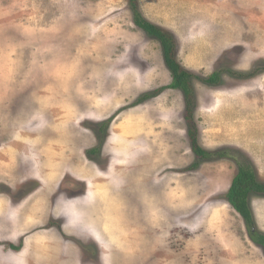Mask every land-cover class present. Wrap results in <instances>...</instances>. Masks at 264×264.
I'll return each mask as SVG.
<instances>
[{"label": "rangeland", "instance_id": "rangeland-1", "mask_svg": "<svg viewBox=\"0 0 264 264\" xmlns=\"http://www.w3.org/2000/svg\"><path fill=\"white\" fill-rule=\"evenodd\" d=\"M136 3L182 68L222 72L191 99L199 147L227 159L197 160L129 0H0V264H264V195L251 226L225 199L242 158L264 184V0Z\"/></svg>", "mask_w": 264, "mask_h": 264}, {"label": "trees", "instance_id": "trees-1", "mask_svg": "<svg viewBox=\"0 0 264 264\" xmlns=\"http://www.w3.org/2000/svg\"><path fill=\"white\" fill-rule=\"evenodd\" d=\"M130 8L133 14V23L134 25L142 31L148 37L156 40L161 48L162 58L166 68L170 72L171 82L167 85L168 89L179 90L182 92L184 101H185V112L184 120L187 124V138L191 147V150L194 152L197 160L201 161L204 159L212 160V157L215 158H226L228 157L227 151L224 152H207L201 149L197 142V130L194 124L192 109L193 102L191 97H193V91L191 86V80L195 79L202 81L203 83L209 86H217L220 82V75L222 72L213 73L211 76L205 79L193 75L189 71L182 68L175 60V41L172 35L145 20L139 11L136 0H129ZM247 76V75H246ZM245 75L239 74V78L248 79ZM148 95H144L139 100L142 101ZM109 122L106 125H102L104 129L108 127ZM105 126V127H104ZM102 142L97 145V147L89 150L87 154L89 156L94 155L99 152ZM197 163L192 167H196ZM237 173L236 176L232 179L231 185L228 189V192L225 195L226 201L230 206L237 212L239 216L242 217L247 226L252 225V214L248 206V196L251 194L264 195V184L260 183L256 179V175L252 164L246 159L242 158L241 161H238L236 164ZM254 242L259 246L264 248V235L257 237Z\"/></svg>", "mask_w": 264, "mask_h": 264}, {"label": "crops", "instance_id": "crops-1", "mask_svg": "<svg viewBox=\"0 0 264 264\" xmlns=\"http://www.w3.org/2000/svg\"><path fill=\"white\" fill-rule=\"evenodd\" d=\"M50 168H51V170H50V174H49V178H50V175H51V177L53 176V177H55L56 178V176H54L53 175V173H52V171H53V169L55 168V162L52 164V165H50ZM11 170H15V164H13L12 165V167H11ZM41 175V174H40ZM36 182H38V183H41V181L39 180V179H37V178H35L34 179ZM87 186V185H86ZM52 187V191L51 192H54V190H53V186H51ZM61 187H65L64 186V184L62 183V185H61ZM40 190H42V192H40ZM88 191V190H87ZM35 193H36V195L37 196H39V197H43V199H47L45 196H44V192H43V189H41V187L38 185L37 187H36V190H35ZM34 194V193H33ZM33 194H31L30 196L28 195V196H26L25 197V199H27V197L29 198V197H31ZM52 195V194H51ZM34 196V195H33ZM35 197V196H34ZM38 197V198H39ZM7 201H5L4 203H6V202H8V199H6ZM11 201V200H10ZM32 201H33V198H32ZM29 202V201H28ZM61 202H62V200H61ZM60 202V203H61ZM11 205H7V208H16V207H18V204H15V203H13L12 201H11ZM65 203V201H63L62 202V204H64ZM20 205V204H19ZM66 207H68V206H66ZM85 237H87V236H85ZM63 240V242L65 241V239H62ZM62 242V241H61ZM9 244H11L10 242H9ZM19 247H20V249H21V243L17 246V248H18V251H19ZM23 249H24V246H22V249L18 252V251H15V252H13L14 254H21L22 253V251H23Z\"/></svg>", "mask_w": 264, "mask_h": 264}, {"label": "flooded vegetation", "instance_id": "flooded-vegetation-1", "mask_svg": "<svg viewBox=\"0 0 264 264\" xmlns=\"http://www.w3.org/2000/svg\"><path fill=\"white\" fill-rule=\"evenodd\" d=\"M262 249H263V252H264V248L262 246H260Z\"/></svg>", "mask_w": 264, "mask_h": 264}, {"label": "clouds", "instance_id": "clouds-1", "mask_svg": "<svg viewBox=\"0 0 264 264\" xmlns=\"http://www.w3.org/2000/svg\"><path fill=\"white\" fill-rule=\"evenodd\" d=\"M16 251H18V250H16Z\"/></svg>", "mask_w": 264, "mask_h": 264}]
</instances>
